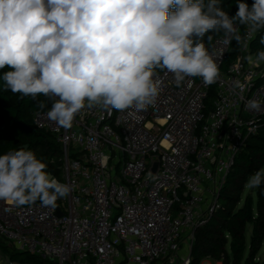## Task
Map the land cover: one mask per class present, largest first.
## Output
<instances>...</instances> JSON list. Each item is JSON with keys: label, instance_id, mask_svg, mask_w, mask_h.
Masks as SVG:
<instances>
[{"label": "built area", "instance_id": "2783aa9c", "mask_svg": "<svg viewBox=\"0 0 264 264\" xmlns=\"http://www.w3.org/2000/svg\"><path fill=\"white\" fill-rule=\"evenodd\" d=\"M255 36L245 26L248 46L231 61L235 40L206 44L220 68L210 86L189 77L178 88L157 71L155 106L134 116L84 109L63 129L47 118L50 102L36 111L34 125L61 146V182L73 190L55 208L0 201V246L46 264H191L197 230L221 208L237 157L264 127V63L247 59L259 51Z\"/></svg>", "mask_w": 264, "mask_h": 264}, {"label": "clouds", "instance_id": "9594fccd", "mask_svg": "<svg viewBox=\"0 0 264 264\" xmlns=\"http://www.w3.org/2000/svg\"><path fill=\"white\" fill-rule=\"evenodd\" d=\"M237 9L230 17L219 0H0V70L10 69L0 79L13 94L45 97L48 120L63 129L84 109L134 116L155 106L162 91L158 69L171 73L178 88L189 77L209 86L219 80L205 37L223 32L225 44L247 47L237 25L251 33L264 29V0L251 7L237 0ZM247 59L259 66L264 50ZM249 104L260 108L256 100ZM47 167L23 147L0 155V201L55 208L73 189ZM261 184L264 169L246 187Z\"/></svg>", "mask_w": 264, "mask_h": 264}, {"label": "trees", "instance_id": "16d2710c", "mask_svg": "<svg viewBox=\"0 0 264 264\" xmlns=\"http://www.w3.org/2000/svg\"><path fill=\"white\" fill-rule=\"evenodd\" d=\"M244 2L251 7L254 0ZM219 4L230 17L238 10L237 0H219ZM237 26L241 29L239 34L244 38L245 26ZM208 35L212 36V39L209 41L206 36L205 44L213 43L223 32ZM262 36L264 29L258 31L252 40V51L264 50V45L260 44ZM241 48L242 43L238 45L235 41L229 55L230 61L236 58ZM8 70L10 69L7 67L0 70V76ZM37 101H45L46 106L43 109L38 108ZM37 101L13 94L0 79V155L22 147L32 150L47 164L46 170L59 180L62 175L61 146L53 134L38 129L33 122V114L47 109L49 102L43 96H39ZM260 169H264V127L247 140L237 157L221 192V198L224 200L221 208L204 227L197 230L191 264H199L206 258L221 260L225 264H260L256 257L264 245V184L258 187L256 195L247 194L244 199L247 180ZM249 225H252L253 233L248 245L246 231ZM0 247L4 253L11 251L6 246ZM247 248L249 254L245 258ZM32 261L46 264V261L36 257Z\"/></svg>", "mask_w": 264, "mask_h": 264}, {"label": "rangeland", "instance_id": "374dc122", "mask_svg": "<svg viewBox=\"0 0 264 264\" xmlns=\"http://www.w3.org/2000/svg\"><path fill=\"white\" fill-rule=\"evenodd\" d=\"M59 180L62 182H65V179L62 178V175H61ZM257 191H258V188H254V189L246 188V193L244 194V199L246 198L247 194L248 195H252V194L256 195ZM223 202H224V200L221 198L220 204H223ZM252 233H253V227H252V225H249L247 227V231H246V238H247L248 245L251 242ZM9 249L11 251H9L7 253H4L3 250H0V264H6L7 261H11V260L17 261V262H28V261H32V259L34 258V256H32L30 254L23 253L22 250H19V249L16 250L14 248H9ZM248 254H249V249L247 248L245 258L248 256ZM13 255H15V256L13 257ZM256 260L260 264H264V245H263L262 249L259 251V253L257 254ZM217 261H219V260L206 258V259L202 260L201 263H199V264H214ZM243 264H244V262H243Z\"/></svg>", "mask_w": 264, "mask_h": 264}, {"label": "water", "instance_id": "95a60500", "mask_svg": "<svg viewBox=\"0 0 264 264\" xmlns=\"http://www.w3.org/2000/svg\"><path fill=\"white\" fill-rule=\"evenodd\" d=\"M157 167H158V164H156L155 166H154V171H156L157 170ZM52 175V174H51ZM59 214L61 215V212L59 211Z\"/></svg>", "mask_w": 264, "mask_h": 264}]
</instances>
